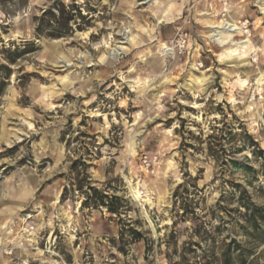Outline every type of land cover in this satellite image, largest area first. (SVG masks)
Listing matches in <instances>:
<instances>
[{
	"label": "rangeland",
	"instance_id": "374dc122",
	"mask_svg": "<svg viewBox=\"0 0 264 264\" xmlns=\"http://www.w3.org/2000/svg\"><path fill=\"white\" fill-rule=\"evenodd\" d=\"M263 3L0 0V264H264Z\"/></svg>",
	"mask_w": 264,
	"mask_h": 264
},
{
	"label": "trees",
	"instance_id": "16d2710c",
	"mask_svg": "<svg viewBox=\"0 0 264 264\" xmlns=\"http://www.w3.org/2000/svg\"><path fill=\"white\" fill-rule=\"evenodd\" d=\"M17 53V52H16ZM216 128V127H215ZM214 128V129H215ZM208 137V152L211 155H214V152H216L217 147L220 145L221 142H219V138L215 137L213 134H210ZM248 138L250 139V142L252 143V147L256 144L251 139V136L248 135ZM212 139L215 140V142H212ZM211 142V143H210ZM249 142V144H250ZM248 147V144L244 143L242 146L237 147L236 149L241 151L245 150V148ZM84 155V154H83ZM83 155L73 160L72 165L70 167V171L73 175H75L77 179V191L81 193L84 196V200L82 202L83 207L93 208V209H99V208H105L106 211L110 214H115L120 221H124L122 224L121 229V237L124 239V234L128 232L130 234V239L133 242H139L141 240L146 241L143 233L141 230L137 229L135 226H133V223L131 219H122V216H127L129 209V201L127 198L123 196H119L115 193H109L110 191L107 190H101L97 186L93 184V180L88 173V164L84 160ZM183 184H180L174 194V196L177 198L176 200H179L180 198L184 197V194H188V191L184 192V194H180L179 190L183 187ZM66 190L62 195V198H65ZM247 207L245 206V209ZM171 264H188L186 261V257H183L181 262H173ZM192 264H207L205 262H202L201 260L195 261Z\"/></svg>",
	"mask_w": 264,
	"mask_h": 264
},
{
	"label": "built area",
	"instance_id": "2783aa9c",
	"mask_svg": "<svg viewBox=\"0 0 264 264\" xmlns=\"http://www.w3.org/2000/svg\"><path fill=\"white\" fill-rule=\"evenodd\" d=\"M186 37L187 34H185L184 36H182L179 40V43L181 45L184 46V44L186 43ZM48 252V250H45ZM4 252L6 255L12 256L14 254V248L13 247H7L6 249H4ZM50 252V251H49ZM52 256H50L49 260H45L42 262V264H71L66 262L58 253H56L55 251H52L51 253Z\"/></svg>",
	"mask_w": 264,
	"mask_h": 264
},
{
	"label": "bare ground",
	"instance_id": "6f19581e",
	"mask_svg": "<svg viewBox=\"0 0 264 264\" xmlns=\"http://www.w3.org/2000/svg\"><path fill=\"white\" fill-rule=\"evenodd\" d=\"M263 8H264V3H263ZM231 17V16H230ZM222 23V22H221ZM219 25V24H218ZM225 25V24H224ZM235 25V24H234ZM214 26V25H213ZM221 27H222V25H221ZM226 27V26H225ZM228 27V26H227ZM226 29V28H225ZM214 30V29H213ZM246 33H248V31H245ZM214 33H216V34H221L222 32L221 31H214ZM213 33V34H214ZM246 46V45H245ZM169 50V49H168ZM197 79L199 80V78H196V81H197ZM192 81H194V80H192ZM188 84V83H187ZM134 194L137 196L138 195V192H134Z\"/></svg>",
	"mask_w": 264,
	"mask_h": 264
},
{
	"label": "crops",
	"instance_id": "0c3cea01",
	"mask_svg": "<svg viewBox=\"0 0 264 264\" xmlns=\"http://www.w3.org/2000/svg\"><path fill=\"white\" fill-rule=\"evenodd\" d=\"M16 201H19V200L17 199ZM12 204H13V203H12ZM16 209H17V202L15 203V205H11V209H10L9 213H10V212H13V211L16 210Z\"/></svg>",
	"mask_w": 264,
	"mask_h": 264
}]
</instances>
